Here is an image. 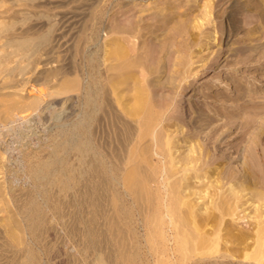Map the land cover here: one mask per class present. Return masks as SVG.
Returning a JSON list of instances; mask_svg holds the SVG:
<instances>
[{
  "label": "bare ground",
  "instance_id": "6f19581e",
  "mask_svg": "<svg viewBox=\"0 0 264 264\" xmlns=\"http://www.w3.org/2000/svg\"><path fill=\"white\" fill-rule=\"evenodd\" d=\"M170 1L0 0V68L11 75L0 107V255L35 264L51 215L99 264H264V111L242 119L236 159L214 155L200 136L199 121L216 125L220 144L232 117L219 123L203 109L181 152L179 130L165 123L186 89L194 25L178 10L198 3L210 16L218 1ZM225 4L222 33L235 34L249 10L264 27V0ZM25 49L37 67L57 52L58 68L14 79L25 65L8 55ZM238 53L259 66L264 44Z\"/></svg>",
  "mask_w": 264,
  "mask_h": 264
},
{
  "label": "rangeland",
  "instance_id": "374dc122",
  "mask_svg": "<svg viewBox=\"0 0 264 264\" xmlns=\"http://www.w3.org/2000/svg\"><path fill=\"white\" fill-rule=\"evenodd\" d=\"M173 1L171 0L170 2ZM198 1L201 4L204 0ZM216 1H218L216 10H213L210 16H206L204 9L200 10L198 3L195 4L194 8L183 6L178 10L182 13V18L189 17V21L194 25L193 37L191 38V43L183 50L187 58L186 89L181 96L180 109L175 112L176 116L168 120L165 125L172 131L175 129L179 130L178 133L174 132L173 135L182 142L179 148L183 152L189 143L187 142L186 144L184 139L192 132L189 128L190 116L193 117L203 109L206 110V115H209V117L219 119V123L224 122L226 117H232L230 120L233 133L226 135L220 144H218V140L222 138L224 132L222 133V129L211 132L212 129L218 128L216 125L212 126V129H205L206 122L199 121V124H201L200 136L205 144L213 148L214 155H232L236 159L238 155L236 153L237 149L245 146L244 134L242 129L238 128L242 119L253 116L256 111V114L264 111V54L263 58L258 60L261 61L259 66H255L258 65L256 64L257 61H254L257 57L255 54L247 57L240 56L241 54L238 53L239 49L249 48L251 50L264 44V27H262L261 23V16L263 15L253 10L244 11L238 17L236 33L234 34L235 30H232L230 34L226 33V31L222 33V22L216 15L226 6L225 3L230 0H210V2ZM257 2L254 3L256 4ZM3 8L1 7L0 9L2 10ZM260 8L264 9L262 6ZM149 19L147 21L151 22V18ZM150 28L158 30L159 27L152 25ZM208 32H211L212 35L206 42L204 37ZM214 34L216 35L215 38H213ZM104 35L105 33H102L103 37ZM202 36L203 39L201 38ZM132 42L135 44L140 43L136 39L128 41L127 44L130 45ZM57 54V52H53L49 55L40 56L38 67L35 66L38 57L34 54L33 49H25L22 54L13 53L8 55L11 65H15L17 62L25 65V74L21 76L16 73L14 79L21 81L22 78L31 76L32 80L34 77L39 78L44 73L56 70L59 62L55 60L54 55L56 56ZM1 70L0 68V107L4 103L5 97L11 92V88L4 87L11 79L10 72L8 73L7 70L5 74V71L1 72ZM226 83H229V86H226ZM255 86H259L258 89H255ZM25 94L29 95L24 92ZM65 98L67 97H62V100ZM189 100H191L194 108H189L188 111L182 110V106ZM60 105L62 104L58 106L60 107ZM194 111L197 112L194 113ZM191 112L193 114L190 115ZM64 117L67 118V116ZM43 119L44 121L47 120L45 117ZM44 126L42 125L41 127ZM219 134L221 135L218 137ZM206 135L207 141H205ZM2 184L3 179L0 178V185ZM251 211L252 208L246 210L249 213L248 218L245 219V221L248 219V222H244L246 227H252L255 224V219L252 218L254 213ZM4 215L5 213L1 211L0 218ZM40 230L42 232V240L38 245L39 249L35 252L37 255L35 264L100 263L93 253L89 251L82 252V241H75L71 237L67 225L51 221V215L43 223ZM151 256L148 259L153 262L154 257ZM26 261L27 258H18L10 253L0 255V264H26Z\"/></svg>",
  "mask_w": 264,
  "mask_h": 264
}]
</instances>
